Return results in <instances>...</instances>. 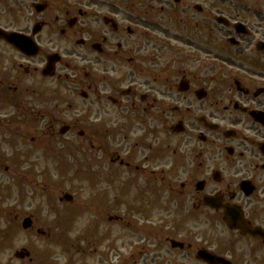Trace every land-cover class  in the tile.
<instances>
[{"label":"flooded vegetation","instance_id":"1","mask_svg":"<svg viewBox=\"0 0 264 264\" xmlns=\"http://www.w3.org/2000/svg\"><path fill=\"white\" fill-rule=\"evenodd\" d=\"M0 30L31 48L0 38V175L75 132L143 184L153 264H264V0H0ZM151 181L170 206L149 220Z\"/></svg>","mask_w":264,"mask_h":264},{"label":"rangeland","instance_id":"2","mask_svg":"<svg viewBox=\"0 0 264 264\" xmlns=\"http://www.w3.org/2000/svg\"><path fill=\"white\" fill-rule=\"evenodd\" d=\"M65 88L62 83L59 95L65 98L49 115L68 126L72 111L67 110L71 100ZM52 127L49 123L48 132ZM39 131L33 128L34 136ZM74 134L50 141L45 152H34L32 160L40 161V165L36 162L30 172L20 162L10 166L17 177L12 171L0 175V264H103L108 255L110 264H118L114 258L118 253L126 258L125 264H153L144 239L146 230L140 227L147 218L143 184H113L108 156L104 164L97 161L100 167L90 163V156L82 160L75 152L83 147L84 153L91 155L88 146L96 144L80 142ZM41 159L50 167L44 173ZM163 191L160 182L151 181L146 187L149 220L158 217L160 208L170 206ZM63 194L73 196V202H60ZM115 211L129 215L123 219L124 226L107 219ZM25 218L32 221L30 230L21 228ZM23 249L29 252L30 261L14 259Z\"/></svg>","mask_w":264,"mask_h":264},{"label":"water","instance_id":"3","mask_svg":"<svg viewBox=\"0 0 264 264\" xmlns=\"http://www.w3.org/2000/svg\"><path fill=\"white\" fill-rule=\"evenodd\" d=\"M65 199H66V200H70V198L67 197V196H65ZM29 226H30V222H29V220L24 221V223H23V227H24V228H27V227H29ZM20 257H22V255H20Z\"/></svg>","mask_w":264,"mask_h":264}]
</instances>
